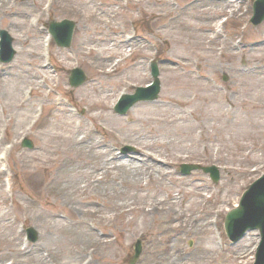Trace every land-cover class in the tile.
<instances>
[{
    "label": "rangeland",
    "instance_id": "obj_1",
    "mask_svg": "<svg viewBox=\"0 0 264 264\" xmlns=\"http://www.w3.org/2000/svg\"><path fill=\"white\" fill-rule=\"evenodd\" d=\"M107 1L112 3L108 11H113L114 17L109 18L110 28L100 30ZM136 1L53 0L51 4V0H0V30L9 33L16 52L12 62L0 63V211L6 212L3 221H0V250L9 249L13 254L28 247L23 252L24 256L14 264H53L54 259L51 261L46 257L47 251L60 254L55 264H80L68 253L69 249H79V246L67 242L60 225L56 226L48 216L44 202H36V208L29 207L35 195L29 192L25 184L22 161L28 160L30 154L37 151L38 139L31 135L19 139L14 136L15 130L22 129V126L14 125L22 118L19 115L26 113L28 105L17 109L24 95L28 96L32 81L29 74L36 73L39 78L48 77L43 72L45 68L52 77L62 78V82L59 87H56L55 81L44 84L41 90L34 86L47 101L43 117L54 102L52 97L54 100L60 99L75 116V125L83 121L89 131L114 148L118 155L136 154L139 148L137 144L147 143L143 136L131 130L133 126L144 128L142 123L131 120L136 110L143 118L156 119L150 125L160 131L157 134L160 141L174 142V145L164 148H142V151L172 163L163 186L180 198L179 207L183 206L181 201L187 192H198L204 196L203 200L187 196L184 203L186 208L189 207V213L199 215L207 223L204 234L184 241L177 240L179 249H184L187 257L197 259L205 256V260H196L191 264L255 263L260 243L259 232H249L233 244L224 229L227 213L239 204L243 193L264 174V46H256L259 36L264 38V23L258 27L250 23L255 0H225L229 5L224 13L212 12L213 16L210 17L200 15L201 9L209 6L208 1L167 0L170 6L163 9L158 5L154 7L150 0H139L146 2L147 7L134 9L131 2ZM14 9L31 16L19 18L11 13ZM231 11L235 13L233 18L229 16ZM150 13L164 15L165 18L154 21ZM39 16H42L40 20ZM223 19L228 22L223 24L224 32H219L215 24ZM33 20H37V27L31 26ZM63 20L76 24L72 45L69 49L59 48L52 40L51 59L48 61L43 37L49 34L50 22ZM194 26L202 30L193 31ZM93 38L105 40V45H96ZM127 38H133V41L124 48L128 49L125 57L122 51L117 54L120 70L116 77L109 80L97 76L93 68L99 63L94 60L89 48L104 49L111 41L118 44ZM34 51L35 54L30 56ZM152 64H156L159 70L161 91L158 99L138 103L126 115H118L114 107L122 93L132 95L137 88L147 87L153 82ZM78 68L85 73L87 81L83 86L73 88L69 77L71 71ZM104 93L111 97L107 112L117 120L115 122L101 119L93 123L86 117V105L80 108L73 105V98L100 100ZM165 96L175 101L164 105ZM36 110L35 116L39 114V105ZM107 112L96 110L90 115L103 114L106 117ZM162 120L172 123H159ZM66 121L70 123L69 119ZM101 127L108 133H98ZM25 139L32 143V148L23 146ZM14 142H18V151L12 150ZM52 147L61 152L67 149L57 140L52 142ZM40 155L48 165H53L57 158L49 152H40ZM184 164L215 166L221 173V179L214 183L208 174L199 170L184 175L181 172ZM174 179L181 183L176 184ZM146 183L144 181L143 185ZM199 187L203 189L202 192ZM149 188L148 192L155 191ZM12 193L17 194L16 201L12 200ZM141 197H144L143 194ZM130 217H122L116 212L110 217L82 218L94 225L96 235H109L117 248V253L110 254L105 260L95 257L92 264H98V261L99 264H130L137 240L142 242V254L135 264L157 261L159 255L155 250L160 252L164 247L163 238L151 244L142 233L156 229L155 218H138V225L143 231L132 233L129 239L122 240L119 234L121 224L127 223ZM52 226H55L54 230H51ZM28 229L36 231V242L28 241ZM49 231H53L56 237L42 240L43 234ZM39 247H42L43 253ZM209 247L213 250L208 254L206 249ZM151 250L155 254H151ZM106 255L104 250L99 252L101 257ZM88 260L91 258L86 262Z\"/></svg>",
    "mask_w": 264,
    "mask_h": 264
},
{
    "label": "bare ground",
    "instance_id": "obj_2",
    "mask_svg": "<svg viewBox=\"0 0 264 264\" xmlns=\"http://www.w3.org/2000/svg\"><path fill=\"white\" fill-rule=\"evenodd\" d=\"M202 1L204 3L208 1L209 6L201 9L200 15L206 14L209 17L213 16L212 12L224 13L226 6L229 5L225 0ZM109 2L105 3L107 10L106 15L104 13L103 27L100 30L110 28L111 20L109 18L114 17L113 11H108V9L112 8V3ZM52 3L53 0H51ZM149 3L154 7L158 5V8L163 9L170 6L167 0H150ZM8 4L5 3L6 6ZM131 6L134 9H140L147 7V4L144 1L137 0L135 3L131 2ZM11 13L19 18H27V16L30 18L31 16L20 9L11 10ZM150 14V17L155 19L154 21L158 18L162 21L165 18L164 15ZM234 15V11L229 12L231 18ZM41 17L39 16L38 19L40 20ZM224 21L217 22L215 27ZM37 25V20L31 21V26L37 27ZM201 30L197 26L193 28V31L199 32ZM216 38L217 36L215 35L214 39ZM93 40L96 45L101 43L105 45V40L103 39L93 38ZM42 41H44V46L47 50L45 56L50 61L51 37L49 35L46 38L43 37ZM131 41H133V38H127L125 42L119 41L118 44L115 41H111L104 49L100 50L92 47L89 48L88 51L94 54V60L99 63L96 68H93L97 76H104L109 80L116 77V74L120 70V62L116 58L117 54L119 51H122V56L125 57L128 49L124 48L129 47L128 43ZM256 46H264L263 37L259 36ZM34 54L35 51L30 56ZM45 69L43 72L48 77L39 78L36 73L29 74V79L32 80L29 83V97L24 95L17 109L23 108L26 104L28 105L25 108L26 113L24 115L20 114L19 116L22 118L17 120L14 125V127L17 125L22 126V129L14 131V136L19 139L21 136L27 137L31 135L38 139L37 151L31 153L28 160L22 161L25 184L29 192L35 195L34 202H31L29 207L36 208V202H44L48 216L54 221L56 226L60 225V229L66 235L67 242L74 246H79V249H69V256L74 261H79L80 264L91 258L85 264H92L95 257L105 260L110 254L117 253L115 243L109 235L106 236L104 233L101 236L100 234L96 235L95 227L89 223V220L101 216L110 217L119 212L122 217L131 216L127 223L121 224L119 234L122 240L129 239L132 233L136 234L143 231L138 225V218H155L156 229L152 232L142 233L151 244L157 243L159 238H163L165 245L160 249V252L155 250V253L159 255L157 261L151 260L149 264H189L196 260H205V256H200L201 258L196 257L197 259L187 257L184 249H179L180 247H178L177 242V240L184 241L197 234H204L207 225L206 221L193 212L189 213V207L186 208L184 206L187 196L199 200H203L204 196L198 192H187L184 200L181 201L183 206L179 207L180 198L163 186V180L169 175L172 163L142 151V148L154 150L158 147L164 148L165 146L174 145V142L171 140L167 142L159 140L157 134L160 131L152 128L150 125L156 119L143 118L135 110L134 117L131 120L134 123H142L144 128L139 129L133 126L131 130L136 135L143 136L147 140V143H138L137 146L139 148L136 154L118 155L117 152L115 153L116 150L114 148L100 141L94 132L89 131L83 121L75 125V116L68 111L60 99L54 100L52 97L51 100L54 102L48 107L49 110L43 117V109L46 108L45 104H47V101L42 98L41 92L36 91L34 86L41 90L44 84L49 85L55 81L57 83L56 87H59L62 82V78L56 79L52 77L49 70ZM42 79L43 81L39 83ZM118 84L120 85V83ZM108 93H104V96L100 100H91L90 97H86L85 99L73 98V105L75 108L86 105V117L93 123L101 119L110 123L115 122L116 119L107 112L111 99ZM37 100L38 103L35 104ZM48 101L50 102V100ZM164 101L165 105L175 100L165 96ZM37 105H39L40 110L39 114L35 116ZM96 110H101L102 113L107 112L106 117L103 114L91 116L90 113ZM32 119L33 122L30 123ZM67 119L70 120V123L66 121ZM164 122L167 125L172 123L163 120L159 123ZM98 133L102 135L107 134L108 131L101 127ZM56 140L65 145L67 149L61 152L58 148L52 147V142ZM12 150L18 151V142L13 143ZM40 152H49L56 155L57 158L53 162V165H48L44 162ZM144 181L147 182L145 186L143 185ZM174 182L176 184L181 183L178 179H174ZM149 187L154 188L155 191L148 192ZM199 190L203 191L201 188ZM163 193L165 194L164 197L162 196ZM141 194L144 197H141ZM16 198L17 194L12 193V200L16 201ZM20 210H22V206H20ZM4 214L6 212L0 211V221H3ZM83 217H87L89 220H83ZM17 220H19V216ZM31 220L29 219V221ZM34 221L32 220V222ZM54 228L55 226H52L51 230H54ZM54 237H56L55 233L49 231L43 234L41 239L52 240ZM27 248L24 251L17 250L13 254H11L12 252L9 249L5 251L0 250V264H14V262H18L19 258L24 256L25 253L23 252L28 250ZM39 248L40 252L43 253L44 251H41L42 247ZM102 250L106 251L108 255L105 257L99 256V252ZM211 250H213L212 247H209L206 249V252L209 254ZM46 253V257L51 261L53 259L55 261L60 255L54 251H47ZM155 253L154 250H151V254ZM54 261L53 264H55ZM99 263L100 261H98ZM58 264H63V262H58ZM103 264L106 263L103 262Z\"/></svg>",
    "mask_w": 264,
    "mask_h": 264
},
{
    "label": "water",
    "instance_id": "obj_3",
    "mask_svg": "<svg viewBox=\"0 0 264 264\" xmlns=\"http://www.w3.org/2000/svg\"><path fill=\"white\" fill-rule=\"evenodd\" d=\"M253 18L251 24L259 26L264 22V0H256L253 5ZM75 24L72 21L52 22L49 31L54 37L55 43L61 48H70L72 44ZM2 62L9 63L13 60L16 52L13 50V40L6 31H0ZM154 82L147 88H138L134 95L124 96L115 111L119 115H126L127 112L139 102H152L157 100L160 93L159 70L156 64L152 67ZM86 82V76L82 70L76 69L71 72L70 85L74 88L82 86ZM25 147L32 148L30 141H25ZM193 170H202L210 174L213 182L220 181V173L216 167L201 168L199 166H182V173L190 174ZM259 231L261 243L257 250L256 263L264 264V176L252 184L243 194L239 207L228 213L225 220V231L228 238L237 243L248 231ZM29 240L36 242L37 233L33 229L27 230ZM142 253V244L139 240L135 245V255L131 259V264H135Z\"/></svg>",
    "mask_w": 264,
    "mask_h": 264
}]
</instances>
